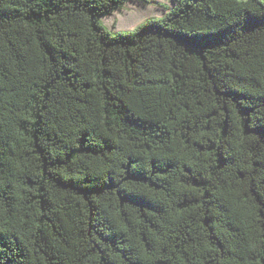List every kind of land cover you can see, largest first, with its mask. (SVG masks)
Instances as JSON below:
<instances>
[{"label":"trees","instance_id":"obj_1","mask_svg":"<svg viewBox=\"0 0 264 264\" xmlns=\"http://www.w3.org/2000/svg\"><path fill=\"white\" fill-rule=\"evenodd\" d=\"M0 0V264H264V0Z\"/></svg>","mask_w":264,"mask_h":264},{"label":"rangeland","instance_id":"obj_2","mask_svg":"<svg viewBox=\"0 0 264 264\" xmlns=\"http://www.w3.org/2000/svg\"><path fill=\"white\" fill-rule=\"evenodd\" d=\"M170 2L172 0H131L99 20L110 33H133L145 21L160 20L164 14L163 6H169Z\"/></svg>","mask_w":264,"mask_h":264}]
</instances>
